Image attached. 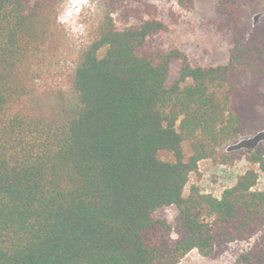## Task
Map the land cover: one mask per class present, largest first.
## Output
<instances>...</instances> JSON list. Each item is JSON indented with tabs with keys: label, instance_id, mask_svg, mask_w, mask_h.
<instances>
[{
	"label": "trees",
	"instance_id": "trees-1",
	"mask_svg": "<svg viewBox=\"0 0 264 264\" xmlns=\"http://www.w3.org/2000/svg\"><path fill=\"white\" fill-rule=\"evenodd\" d=\"M60 1L0 0V264H178L246 240L239 264H264V142L226 151L264 129V0H218L215 67L149 46L167 26L144 0H103L74 49ZM240 160L220 198L185 193L202 162Z\"/></svg>",
	"mask_w": 264,
	"mask_h": 264
},
{
	"label": "rangeland",
	"instance_id": "rangeland-1",
	"mask_svg": "<svg viewBox=\"0 0 264 264\" xmlns=\"http://www.w3.org/2000/svg\"><path fill=\"white\" fill-rule=\"evenodd\" d=\"M218 0H196L194 6L184 10L175 0H144V4L156 9L157 19L164 22L167 31L151 38L149 46L163 51L178 49L185 53L193 66L215 67L229 61L232 47L231 37L220 32L217 12ZM104 15L103 0H61L58 9V22L64 29L70 46L80 48L88 43ZM264 15V14H262ZM262 15L251 16L255 26ZM178 76V65L172 64L169 81ZM264 142V129L259 133L238 139L226 151L238 153L241 150L253 149ZM166 158L165 153L160 154ZM244 160L232 165H218L210 161L200 164L199 174L193 175L186 187L196 184L204 194L220 198L222 192L235 185L238 177L248 170ZM255 190L264 189V174H259ZM177 210L168 207L158 210L156 218L166 220L171 226L175 224ZM254 244V240L236 241L218 248L211 257H204L193 250L178 264H239V259Z\"/></svg>",
	"mask_w": 264,
	"mask_h": 264
}]
</instances>
